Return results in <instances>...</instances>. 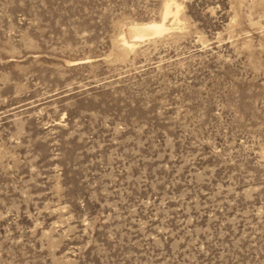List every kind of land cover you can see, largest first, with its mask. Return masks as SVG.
Masks as SVG:
<instances>
[{"label": "rangeland", "instance_id": "obj_1", "mask_svg": "<svg viewBox=\"0 0 264 264\" xmlns=\"http://www.w3.org/2000/svg\"><path fill=\"white\" fill-rule=\"evenodd\" d=\"M166 1L0 0V264H264V0Z\"/></svg>", "mask_w": 264, "mask_h": 264}, {"label": "bare ground", "instance_id": "obj_2", "mask_svg": "<svg viewBox=\"0 0 264 264\" xmlns=\"http://www.w3.org/2000/svg\"><path fill=\"white\" fill-rule=\"evenodd\" d=\"M179 11V4L173 0L166 1L162 10V19L160 21H150L147 23L131 25L129 28H127L129 39L126 40L124 36H121L120 38L122 47L131 51L138 43L153 39L158 36L160 37L169 30L166 23L169 22L170 17L172 19L171 25L179 21Z\"/></svg>", "mask_w": 264, "mask_h": 264}]
</instances>
